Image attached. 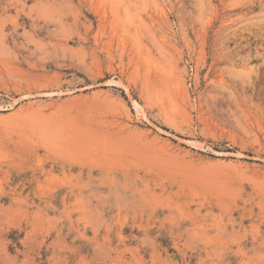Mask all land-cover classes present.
Segmentation results:
<instances>
[{"label": "rangeland", "instance_id": "obj_1", "mask_svg": "<svg viewBox=\"0 0 264 264\" xmlns=\"http://www.w3.org/2000/svg\"><path fill=\"white\" fill-rule=\"evenodd\" d=\"M0 264H264V0H0Z\"/></svg>", "mask_w": 264, "mask_h": 264}]
</instances>
